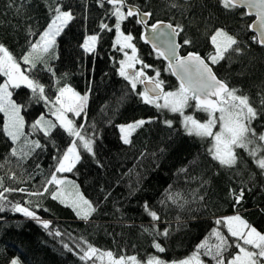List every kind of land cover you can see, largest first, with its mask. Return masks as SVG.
<instances>
[{"label":"trees","instance_id":"1","mask_svg":"<svg viewBox=\"0 0 264 264\" xmlns=\"http://www.w3.org/2000/svg\"><path fill=\"white\" fill-rule=\"evenodd\" d=\"M55 2H59L63 10H71L74 19L56 38L53 56L45 58L52 72L40 64L33 74L46 86V94L53 101L58 87L65 83L81 95L88 93L86 115L74 117L73 121L77 126L85 125L82 133L93 139L94 155L78 147L81 159L72 172L64 175L78 184L83 196L97 211L85 221L78 218L71 207L53 200L50 192L42 197L7 193L10 203L0 212V264H8L13 257L19 258L22 264H86L74 254L80 251L77 245L84 247L83 240L101 251L136 255L145 261L149 255L158 254L152 247L153 238L166 248L165 253L158 254L161 258L178 260L191 255L196 245L206 238L209 246L217 243L211 235L214 228L227 235V230L215 221L237 211L258 231L264 232V175L251 157L238 149L237 165L221 167L208 154L210 138L187 135L179 113L144 103L137 94L143 91L140 83L136 91L131 89L129 82L118 74L119 62L125 60V55L119 51V45L113 47L117 34L111 5L104 3L101 7L97 0ZM55 2L0 0V42L17 58L22 70L28 65L20 58L28 51L30 42L47 27L53 15L49 9L55 7ZM173 3L177 7H171ZM126 4L136 6L141 12H152L149 23L163 21L182 25L183 32L178 35L181 55L196 52L207 57L213 53L211 36L217 28L236 36L242 53L233 52L211 67L218 78L226 80L230 87L241 89L251 97L254 106H259L260 99L264 98V47L252 42L254 34L247 28L252 18L242 15L243 9L225 10L219 0H126ZM102 22L112 30H101ZM121 31L132 34L138 59L151 66L144 69L147 76L154 77L158 71L165 91L177 89L179 83L170 74L166 62L141 40L142 27L137 18L123 21ZM97 34L95 51L85 52L81 45L86 36ZM184 39L192 43L184 45ZM125 51L132 55L131 49ZM141 67L136 63V70ZM5 78L0 76V83ZM11 91L13 100L25 106L21 114L25 132L31 133L28 139L40 140L45 147L37 149L19 166L15 157L10 158V163L5 162L13 144L3 133L4 117L0 114V164H4L0 176L5 177V187L35 192L42 190V182L54 170L53 156L62 154L73 138L59 126L53 130L51 139L33 132L30 126L41 113L53 118L50 106L31 99V91L24 86ZM185 114H192L201 121L207 119L206 113L194 111V102L191 108L185 109ZM137 119L152 122L132 134L131 144H124L118 125ZM168 120L172 121L171 127L165 123ZM253 126L257 132L264 131V117L254 121ZM10 171L16 173V181L7 179ZM230 188L237 192L241 188L245 190L244 199L236 207L229 195ZM169 192L179 195L177 203L161 204ZM28 200L33 202L32 207L40 203L37 215L41 220L51 221L49 228L10 210L11 204ZM145 202L157 212L158 221H152L146 213ZM153 224L159 231L168 228L170 235L154 237L143 231L144 228L151 230ZM57 231L61 235H56ZM65 244L74 251L65 249ZM235 251L229 249V253ZM202 258L205 264H214L211 257ZM87 264L100 262L96 259Z\"/></svg>","mask_w":264,"mask_h":264},{"label":"snow or ice","instance_id":"2","mask_svg":"<svg viewBox=\"0 0 264 264\" xmlns=\"http://www.w3.org/2000/svg\"><path fill=\"white\" fill-rule=\"evenodd\" d=\"M97 3L101 7L104 3L111 5V15L116 19L113 27L117 38L113 47L119 45V51L124 52L125 55V60L119 62L118 74L129 82L133 91H136L137 83L144 84L147 81L151 85L150 87L146 86L144 91L137 93L143 99V102L153 105L157 109H167L173 113H179L182 117V126L187 135L196 136L200 139L210 138L211 146L208 148V154L221 167L232 168L236 166L240 160L237 150L243 149L251 157L252 163L264 175V131L257 132V129L253 126L254 121L264 117V98L260 99L259 106H254V102L248 94L243 93L239 88L230 87L226 80L217 77L210 66L227 59L233 52L242 53L241 42L237 37L229 34L224 28H217L211 36V42L215 49L213 53H209L207 57H202L196 52H188L186 56H180L177 54V49L181 45L176 43L175 37L183 32V26L171 23L164 24L163 21L151 24V28L155 33L163 37H170L168 51H160L159 49L157 51L159 55L169 59V67L180 82L179 87L174 91H165L163 88L164 82L158 79V71L154 77L147 76L145 73L144 69L151 66L138 59L137 49L135 44L132 43L134 39L132 34H125L121 31V23L129 17H139L137 22L146 24L153 13L150 11L141 12L136 6L127 5L126 0H97ZM219 3L225 10L229 11L238 8L247 9L242 13L244 16L254 14L255 20L248 24L247 28L255 31V35L251 37L252 42L264 47V0H219ZM171 7L175 8L177 5L173 3ZM49 11L53 15L47 27L38 34V38L34 42H30L28 51L20 58L25 65H28L27 69L22 70L17 58L3 42H0V76L6 77L0 83V113H4L5 116L3 133L13 144L9 154L4 159L5 162L10 163V158L15 157L19 166L31 157L37 149L45 147L40 140L28 139L31 133L25 132V121L21 115V111L25 106L16 103L12 99L13 93L10 89H19L21 86L31 91V99L36 102L43 101L45 106H50L49 111L56 120V122H53L47 119L44 113H41L31 124L32 131L43 133L45 139H51L53 130L59 126L73 138V141L62 154L53 156V160L56 161L54 170L42 182V190L30 192L26 188L5 187V177L0 176V212H3L5 205L10 203L6 194L12 192H21L38 197L50 192L53 200L65 203L66 197L63 189L74 182L61 174L72 172L76 163L80 161L81 156L77 145L79 144L85 151L94 155L93 139L82 133L85 125L77 126L68 117V113L75 116L86 115L88 93L81 95L65 83L62 87H58L53 101L46 94V86L36 79L33 74L40 64L44 65L46 71L52 72L45 58L53 56L56 38L74 19L72 11L63 10L59 2H55V7L50 8ZM100 27L101 30H112L103 22ZM164 29H170L171 31L166 32ZM141 38L143 39V36ZM98 39V34L87 36L81 47L85 52L93 53ZM191 43L190 39L183 40L184 45ZM153 47L156 48V45H153ZM125 49H131L132 55L129 56ZM136 63L142 65L139 70H135ZM52 74L55 76L54 72ZM161 101L163 102L161 103ZM192 102H194L195 112L207 114L206 120L201 121L192 114H185V109L191 108ZM151 122V120L140 119L126 125H118L122 142L131 144L132 134L144 124ZM165 123L169 127L172 126L170 120L165 121ZM3 167L4 164H0V168ZM36 167L39 169L40 165ZM7 179L16 181L18 177L14 171H10L7 174ZM52 186L56 187L55 191L51 190ZM244 194V188H241L239 192L229 189V195L235 201L234 207L241 204ZM179 198L178 194L174 195L169 192L165 199L161 201V204H165L167 201L176 204ZM200 199L203 200V197H200ZM184 203H187V201H184ZM32 204L31 200L25 201L23 204L18 201L11 204L10 210L37 220L45 229L49 228L51 221L41 220L37 215L36 209L41 207L40 203L37 202L34 207H32ZM66 206L72 207L77 217L85 221L89 220L92 214L97 211V207L78 191L76 197ZM180 206L183 207V204ZM144 209L152 221L155 222L160 219L157 212L149 208L147 202L144 204ZM215 223L225 228L227 235L222 233L219 228H214L211 235L216 238L217 243L209 246L206 238L196 245V249L191 255L178 260L168 261L161 258L158 254L165 253L166 248L155 238H153L152 247L158 254L149 255L145 261H141L136 255L116 254L111 250L101 251L86 240H83L84 247L77 245L80 251L74 252V254L78 255L79 259L85 261L86 264L96 259L103 260L105 257L107 258V264H205L202 257H211L214 264H264V233L258 231L256 227L244 219L239 211L234 215L220 217ZM143 231L148 232L150 235L154 234V237L163 236L167 238L170 235L168 228L159 231L156 229L155 224H153L151 230L144 228ZM56 235L59 236L61 233L57 231ZM229 238H231V242ZM64 248L68 251H74L67 244L64 245ZM230 248L237 251L229 253ZM8 264H20V261L14 257L9 260Z\"/></svg>","mask_w":264,"mask_h":264},{"label":"water","instance_id":"3","mask_svg":"<svg viewBox=\"0 0 264 264\" xmlns=\"http://www.w3.org/2000/svg\"><path fill=\"white\" fill-rule=\"evenodd\" d=\"M239 9H243L244 12L247 11V9H245V8H239ZM248 17L252 18L250 23H252L255 20L254 14L252 16H248ZM136 18L138 19L139 17H136ZM156 22L157 21H155L154 23H156ZM151 24H153V23H149V18H148L146 24L145 23H139V25L142 27L141 37L143 36V39L141 38V40L156 53H158L157 49H159L160 51L167 52L169 47H170V44H169L170 37H163V36H160L157 33H155L151 28ZM164 24H169V23L164 22ZM164 31L170 32L171 30L170 29H164ZM249 32L255 35V31L253 29H249ZM175 41H176V43L179 44L178 35L175 37ZM153 45H156V48H154ZM177 54L180 56H186L188 53L185 55H181L180 54V48H178ZM159 56L166 62L170 74L177 80L178 83H180L179 80L177 79V76L173 74L172 69L169 67V63H170L169 59H166L165 56H161V55H159ZM140 85H141L143 91L145 90L146 86L147 87L151 86L148 84L147 81L144 84H140Z\"/></svg>","mask_w":264,"mask_h":264},{"label":"rangeland","instance_id":"4","mask_svg":"<svg viewBox=\"0 0 264 264\" xmlns=\"http://www.w3.org/2000/svg\"><path fill=\"white\" fill-rule=\"evenodd\" d=\"M87 36H91V35H87ZM86 36V37H87ZM131 56V55H130ZM127 62V61H126ZM135 70H136V68H135ZM6 79V78H5ZM11 90V89H10ZM13 99V98H12ZM163 101H161V103H162ZM0 114H2L3 115V117H4V121H5V116H4V113H0ZM22 115V114H21ZM68 117L70 118V119H74V117H78V116H75V115H73L72 113H68ZM47 119H49V120H52L53 122H56V120H55V117L53 116V118H50V117H46ZM137 120H140V119H137ZM144 120H146V119H144ZM136 121V120H135ZM133 122V121H132ZM58 123V122H57ZM131 123V122H130ZM126 124H128V123H126ZM126 124H120V125H126ZM119 128V127H118ZM119 133H120V136H121V132H120V129H119ZM79 145V144H78ZM78 147H80V146H77V148ZM62 176H64V177H67L66 175H64V173L63 174H61ZM67 179L68 180H70V181H73L74 183L72 184V185H67V186H65L64 187V189H63V191H64V193H65V197H66V199H65V203L64 204H69V203H71V201L76 197V194H77V191L80 193V194H82L81 193V191H80V189H79V187L77 188V186H78V184L73 180V179H71V178H69V177H67ZM56 190V187L54 186L53 187V189H52V191H55ZM83 195V194H82ZM86 198V197H85ZM87 199V198H86ZM59 201V200H58ZM72 208V207H71ZM19 213V212H18ZM75 213V212H74ZM20 214H22V213H20ZM75 215H76V213H75ZM230 215H234V214H230ZM230 215H226V216H230ZM77 216V215H76ZM261 232V231H260ZM262 233H264V232H262ZM14 258V257H13ZM15 258H17V257H15ZM19 259V258H18ZM19 261H20V259H19ZM98 261L100 262V264H107V258L105 257L103 260H99L98 259ZM20 264H22L21 263V261H20Z\"/></svg>","mask_w":264,"mask_h":264}]
</instances>
